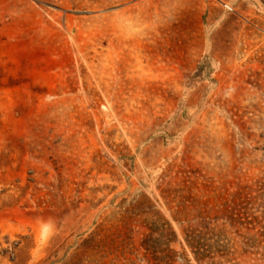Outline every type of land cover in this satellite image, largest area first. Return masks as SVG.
I'll return each instance as SVG.
<instances>
[{
    "label": "rangeland",
    "instance_id": "obj_1",
    "mask_svg": "<svg viewBox=\"0 0 264 264\" xmlns=\"http://www.w3.org/2000/svg\"><path fill=\"white\" fill-rule=\"evenodd\" d=\"M0 264H264V0H0Z\"/></svg>",
    "mask_w": 264,
    "mask_h": 264
}]
</instances>
